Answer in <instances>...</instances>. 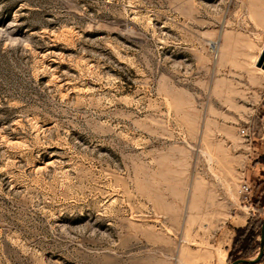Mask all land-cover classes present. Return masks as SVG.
Returning <instances> with one entry per match:
<instances>
[{"label":"rangeland","instance_id":"374dc122","mask_svg":"<svg viewBox=\"0 0 264 264\" xmlns=\"http://www.w3.org/2000/svg\"><path fill=\"white\" fill-rule=\"evenodd\" d=\"M263 52L264 0H0V264L256 257Z\"/></svg>","mask_w":264,"mask_h":264},{"label":"water","instance_id":"95a60500","mask_svg":"<svg viewBox=\"0 0 264 264\" xmlns=\"http://www.w3.org/2000/svg\"><path fill=\"white\" fill-rule=\"evenodd\" d=\"M258 66L264 69V52L261 56L260 61L258 62ZM263 256H264V216L261 227L260 250L258 252V255L254 258H238L234 260L231 264H256L261 261Z\"/></svg>","mask_w":264,"mask_h":264},{"label":"crops","instance_id":"0c3cea01","mask_svg":"<svg viewBox=\"0 0 264 264\" xmlns=\"http://www.w3.org/2000/svg\"><path fill=\"white\" fill-rule=\"evenodd\" d=\"M261 69L263 68L261 67ZM253 153L256 155V157L249 160V163L247 164L248 166L246 168V172H247L246 174H249L251 171L256 172L258 169H260L261 162H259L258 158L260 155L264 154V140L263 139L257 142L256 144H254Z\"/></svg>","mask_w":264,"mask_h":264},{"label":"built area","instance_id":"2783aa9c","mask_svg":"<svg viewBox=\"0 0 264 264\" xmlns=\"http://www.w3.org/2000/svg\"><path fill=\"white\" fill-rule=\"evenodd\" d=\"M241 133L243 134V135H248L249 134V132L247 131V129H241ZM251 185L247 182V181H245L244 183H243V185H242V189H241V191L244 193V195L247 197L250 193H251Z\"/></svg>","mask_w":264,"mask_h":264},{"label":"trees","instance_id":"16d2710c","mask_svg":"<svg viewBox=\"0 0 264 264\" xmlns=\"http://www.w3.org/2000/svg\"><path fill=\"white\" fill-rule=\"evenodd\" d=\"M262 223H263V219H262V221H261V223H260V225H259V227L261 226L262 227ZM248 230H249V234L251 235V237H253V238H255L259 233H260V235H261V232L257 229V228H255V227H251V228H248ZM240 258H244V257H240ZM238 259V258H237ZM236 260V259H235Z\"/></svg>","mask_w":264,"mask_h":264}]
</instances>
